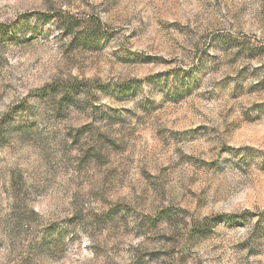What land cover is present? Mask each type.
<instances>
[{
  "label": "rangeland",
  "instance_id": "374dc122",
  "mask_svg": "<svg viewBox=\"0 0 264 264\" xmlns=\"http://www.w3.org/2000/svg\"><path fill=\"white\" fill-rule=\"evenodd\" d=\"M0 28V264H264V0H0Z\"/></svg>",
  "mask_w": 264,
  "mask_h": 264
},
{
  "label": "trees",
  "instance_id": "16d2710c",
  "mask_svg": "<svg viewBox=\"0 0 264 264\" xmlns=\"http://www.w3.org/2000/svg\"><path fill=\"white\" fill-rule=\"evenodd\" d=\"M60 26H61V28H63V25H62V24H61ZM3 32H4V31H2L1 28H0V36H1V37H3V36H2V35H3ZM7 33H8V32H6V35H7Z\"/></svg>",
  "mask_w": 264,
  "mask_h": 264
}]
</instances>
